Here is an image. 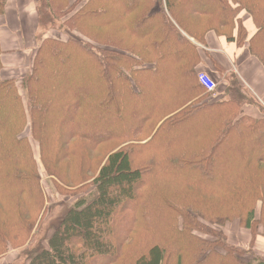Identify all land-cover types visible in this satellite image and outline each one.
Masks as SVG:
<instances>
[{
    "label": "trees",
    "instance_id": "obj_1",
    "mask_svg": "<svg viewBox=\"0 0 264 264\" xmlns=\"http://www.w3.org/2000/svg\"><path fill=\"white\" fill-rule=\"evenodd\" d=\"M152 1L42 0L39 22L55 24L65 37L49 36L39 43L27 106L16 88L10 94L9 84L0 83V193L9 186L21 198H31L24 196L27 191L41 197L31 146L19 136L27 125L42 160L54 173L63 174L52 162L69 157H82L84 167L90 168L87 148L106 143L111 152L91 184L83 172L73 171L70 179L82 182L79 190L84 194L59 221L48 247L33 252L28 264H264L244 262L243 249L239 254L241 248L218 228L235 217L249 229L255 220L253 209L243 212L241 203L226 205V212L211 207L214 203L209 211L202 207L226 189L218 190L226 177L244 176L252 165L251 180L257 187L246 200L249 207L258 200L264 207V169L258 168L264 164V115H234L243 103L260 104L242 95L236 83L227 90L235 99L205 100L162 119L172 112L175 101L184 102L174 98L173 104L167 101V108H161L159 89L173 86L155 88L151 83L165 65L158 61L161 56L180 55L184 65L175 75L183 69L185 74L183 83L174 85L179 91L193 87L209 95L195 79L196 48L175 24L201 42L207 30L217 32L211 24L226 26L229 6L241 8L247 3L157 0L159 7L165 4L173 21L162 10H144L138 21L134 11L140 2ZM4 7L5 0H0V26ZM249 51L264 67L262 54L250 46ZM221 115L226 117L215 125ZM203 140L205 149L193 150L194 143L200 147ZM249 140L259 144L252 146L255 149L246 159H238L234 150H228L232 156L223 155L226 142L236 146ZM229 161L234 165L226 167ZM237 186L241 185L229 187L234 191ZM232 191L226 192L227 199H233ZM0 199L6 201V196ZM175 201L178 204L171 205ZM236 207L241 215L232 216ZM209 215V222L202 218ZM0 219L7 221L6 216ZM1 220L0 252L11 238ZM13 221L8 220L10 225ZM12 229L16 230L12 235L26 237L28 224L21 220L18 226L15 221ZM136 241L142 249L133 244Z\"/></svg>",
    "mask_w": 264,
    "mask_h": 264
},
{
    "label": "rangeland",
    "instance_id": "obj_2",
    "mask_svg": "<svg viewBox=\"0 0 264 264\" xmlns=\"http://www.w3.org/2000/svg\"><path fill=\"white\" fill-rule=\"evenodd\" d=\"M243 3L247 4L241 8L237 7V5H233L232 7L229 6L230 15L224 17V20L226 21V26L221 27L217 24L211 25L217 30V34L222 41L227 42L229 45H234L232 47L240 49L245 48L248 51L250 46L251 48L261 53L264 57V0H243ZM208 6L210 5L208 4ZM212 6L214 7V5ZM50 33L54 32L50 31ZM37 37H40V33L37 34ZM37 49L38 47L33 48L31 50L29 59H24L25 62L23 61L20 66L18 65L19 67H17L16 71L14 70V68H9L4 65V61H2L1 59V57L4 55V52L0 50V83L9 84V89L11 91L10 94L15 93L14 88H16V92L20 93V96L22 97L25 106L29 104V94L27 93V90L29 88L31 77L33 76L34 64L36 63L35 60ZM7 62H9V60ZM18 68L20 69L18 70ZM170 73L172 74V76L169 78V76L166 77L162 70H160L158 72L157 81H151L152 85H154L153 87L158 88V86L164 84L174 85L183 83L182 80L185 74L184 69L179 71L177 76L175 75V71H171ZM173 74L175 77L173 76ZM75 77L77 78L78 75H75ZM151 77L154 76L152 75ZM65 78L70 80V77L62 76V79L65 80ZM230 78L232 80L228 79V77L226 76V82H228L229 85L237 83V78L235 75L231 74ZM208 94L210 96L215 97L211 93ZM246 109L248 113L251 114V107H246ZM258 112L260 115H264V111H260L258 109ZM127 114L129 113H126V115ZM133 114L134 112L130 113V116ZM19 136L26 137L28 140L27 144L31 146L33 158V160H31V163L33 162V166L36 168V184L38 186L39 192L41 193V197L39 196L35 198V195L27 191L24 196L28 195L31 198H21V193L14 190H10L9 186L6 191H1L0 195H5L6 201L0 199V216H6L7 221H3L1 219L0 220L1 222H4V232L7 235H11V238L7 240L9 243H7L6 249L0 252V264H28L29 257H31L30 255H33V252L38 253L42 248H47L49 237L53 234L55 227H57V225L59 224V221L65 217V215L70 209L74 207L77 198L84 194L82 191L79 190V186L82 182L70 179V176L72 175L73 171H75L77 175L83 172L87 176L86 183L91 184V182H93V179L96 178V176L98 175L101 166L105 164L108 155L111 153L110 151L106 150V143L100 144L93 150H89L87 148V151H89L90 155L88 157L89 162L91 163L90 168H88L86 165L84 167V160L82 159V157L77 158V160H73L69 157L56 161L58 163L52 162V166L54 169L62 168L63 174H59L54 173L52 168H49L51 167V165L49 162H47V160H42V157L40 156L38 142L34 139L32 133H30V127L28 125L24 128L23 131L20 132ZM203 141L204 143L202 145H199L200 147L194 146V143V145L192 146V148H194L193 150L205 149L207 141ZM257 144H259V140H257L256 143H253L249 140L241 145L235 144L236 146L232 145L231 142H226V149H224L225 153H223V155H229L230 152L228 153V150H234V153L238 156L236 157L238 159L241 158V160H243L246 159V155H248L251 151L255 149L252 146L256 145L257 147ZM170 151L173 150L170 149L169 152ZM76 153L77 151H74V154ZM230 162L231 161L228 162L229 164L226 167H231L232 165H234ZM258 168L264 169V164H259ZM252 173H255V165H252V167L249 168V170L244 176L238 177L235 175L226 177V179L223 180V183L218 188V190L224 188L226 189L219 194H214L211 200L207 204H203L202 207L204 208V210L209 211L210 204L214 203L211 205V207L218 206L215 208L225 210L226 212V205H232V207H235L234 204L239 205V203H241L245 206L242 209L243 212L253 209V216L255 220L251 222V227L249 228L252 235V240L249 246H247V248L245 247L247 251H251L253 253V249L256 246H258L257 250L264 251V241L256 237V234H260L259 231L261 232V234H263L264 237V207H262V205L261 207H258L257 204L255 205V207H249V204L246 200L247 195L251 194L252 192V194H255L254 191L257 187L251 180ZM231 184H239L241 186H237L235 190L232 191L229 187ZM11 191L15 193V196L11 194ZM227 191H232L234 193L233 199H227ZM239 198L240 200H238ZM41 201H43L41 207L37 206V203ZM259 202L261 201L258 200V203ZM177 204V201H175L171 205ZM35 207H37L38 210L32 211L31 209H34ZM237 208L238 207H236V211L238 212L236 214H233L232 216L238 215L239 210ZM239 215L241 214L239 213ZM211 217L212 215H209L208 218L206 216H202V218L208 222L210 221L209 218ZM11 218L15 219L16 224L18 226L19 221L21 220L25 221L28 224L26 237L12 235L16 232V230L12 229V224L14 225L15 221H13L11 225L8 222V220H10ZM229 219L230 221L226 222V224H224L221 228L218 227L221 230L224 229L225 233H228L226 232V229L235 231V228L237 227L236 224L239 222L238 218L235 217H230ZM5 223H7V225ZM118 226L119 228H123V226L121 225ZM214 227L217 228V226ZM202 236L208 239L210 238L207 235ZM257 241L260 242L259 245ZM136 242L137 243L133 244L137 245L138 249H142V246H139V241ZM238 252L239 254H241L242 249H239Z\"/></svg>",
    "mask_w": 264,
    "mask_h": 264
},
{
    "label": "crops",
    "instance_id": "obj_3",
    "mask_svg": "<svg viewBox=\"0 0 264 264\" xmlns=\"http://www.w3.org/2000/svg\"><path fill=\"white\" fill-rule=\"evenodd\" d=\"M41 1L42 0H6L3 16L4 19L0 26V48L1 51L4 52L1 59L4 61L6 67L14 68L16 71L17 67L22 64L24 59H29L31 50L38 47L40 39L42 40L49 36L59 37L61 39L64 38L63 33L60 32L55 25H51V22L46 24L39 22L38 7ZM140 5V9L134 11L137 17L138 13L140 15L144 13V10L152 12L162 10L165 15L172 20L164 3L159 7L158 1L153 0L151 4L146 5L140 2ZM121 7L122 6H120V8ZM43 10H45L44 7ZM133 20H135V18H133ZM137 20H140V16ZM175 26L196 48V55L198 56L199 62L194 66L195 73L198 71L206 72L216 82L217 87L215 90V97L205 95L206 93L204 91L193 87H181L182 91H179V86L175 85H169L173 87L167 89L160 88L158 91V97L161 108H167V101H170L173 104L172 100L174 98L176 100L182 99L184 102V104H180V101H175L173 108L171 107L172 105H169L173 110L162 119L169 118L182 111L187 106L186 110L194 108L195 105L202 103L205 100L215 102L221 99L227 100L237 98L236 96H231L229 91H227L230 85L226 82V76L228 79L232 80L230 78L231 74L236 76L237 83L242 89V95L251 97L254 101L260 104V106H258L256 104L246 105L243 103L242 106H239L237 110H235L236 112H234V115L258 117V109L264 111V67L262 63L247 49L232 47L234 45H229L227 42L222 41L217 32L213 29L207 30L203 35V41L200 42L187 35L182 28L176 24ZM50 31H53L54 33H50ZM38 33H40L39 38L37 37ZM8 60L9 62H7ZM158 61L165 63L163 67L161 66L162 69H160L166 77L171 71H178L184 65L180 55H174V57L171 58L164 55L161 56ZM19 69L20 68H18V70ZM246 107H251V114L248 113ZM224 117L226 116L221 115V117L215 122V125L218 123L221 124L220 121H222ZM257 205L258 207H261L262 202H257ZM236 225L237 227L235 228V231L226 229V232H228L226 234L228 235L227 238L229 241L237 244L238 247L241 246L240 248L244 250L240 255V258L244 262L256 263L255 261H264V251L257 250L258 246L254 247V254L245 249V247L247 248V246H249L252 240L250 230L240 226L239 222ZM259 233L260 234H256V237L264 241L263 234H261L260 231ZM257 243L259 245L260 242L257 241Z\"/></svg>",
    "mask_w": 264,
    "mask_h": 264
},
{
    "label": "built area",
    "instance_id": "obj_4",
    "mask_svg": "<svg viewBox=\"0 0 264 264\" xmlns=\"http://www.w3.org/2000/svg\"><path fill=\"white\" fill-rule=\"evenodd\" d=\"M197 82L207 92L215 95L216 82L204 71L196 73Z\"/></svg>",
    "mask_w": 264,
    "mask_h": 264
}]
</instances>
